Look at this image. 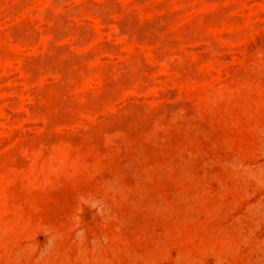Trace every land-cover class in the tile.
Listing matches in <instances>:
<instances>
[{
    "label": "rangeland",
    "instance_id": "rangeland-1",
    "mask_svg": "<svg viewBox=\"0 0 264 264\" xmlns=\"http://www.w3.org/2000/svg\"><path fill=\"white\" fill-rule=\"evenodd\" d=\"M0 264H264V0H0Z\"/></svg>",
    "mask_w": 264,
    "mask_h": 264
}]
</instances>
